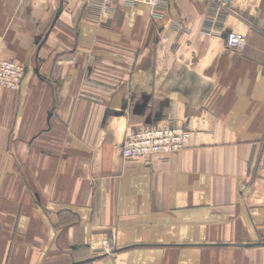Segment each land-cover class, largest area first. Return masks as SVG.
I'll return each mask as SVG.
<instances>
[{
  "label": "crops",
  "instance_id": "crops-1",
  "mask_svg": "<svg viewBox=\"0 0 264 264\" xmlns=\"http://www.w3.org/2000/svg\"><path fill=\"white\" fill-rule=\"evenodd\" d=\"M263 28L264 0H0L26 69L0 86V264H264ZM146 125L185 149L124 158Z\"/></svg>",
  "mask_w": 264,
  "mask_h": 264
},
{
  "label": "built area",
  "instance_id": "built-area-1",
  "mask_svg": "<svg viewBox=\"0 0 264 264\" xmlns=\"http://www.w3.org/2000/svg\"><path fill=\"white\" fill-rule=\"evenodd\" d=\"M212 1L218 2V0ZM90 2L100 5L102 12L106 13L112 10V5L116 2L131 7L143 3L149 7L153 18L162 17L167 7V0H90ZM225 39L227 46L232 49H241L247 44L246 35L238 32H226ZM25 74L24 65L15 59L0 57V86L19 90ZM189 136L188 129L146 125L127 134L121 148L122 155L126 159L146 162H152L155 159L167 161L185 149ZM106 250L111 251L110 248Z\"/></svg>",
  "mask_w": 264,
  "mask_h": 264
}]
</instances>
